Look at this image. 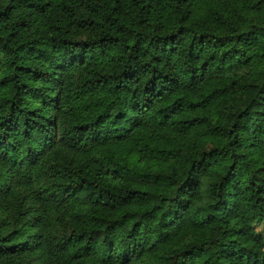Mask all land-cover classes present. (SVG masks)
<instances>
[{
  "label": "trees",
  "instance_id": "16d2710c",
  "mask_svg": "<svg viewBox=\"0 0 264 264\" xmlns=\"http://www.w3.org/2000/svg\"><path fill=\"white\" fill-rule=\"evenodd\" d=\"M260 223L264 0H0V264H264Z\"/></svg>",
  "mask_w": 264,
  "mask_h": 264
},
{
  "label": "rangeland",
  "instance_id": "374dc122",
  "mask_svg": "<svg viewBox=\"0 0 264 264\" xmlns=\"http://www.w3.org/2000/svg\"><path fill=\"white\" fill-rule=\"evenodd\" d=\"M260 153H261V151L258 149L255 157H258L260 155ZM257 230L261 231L264 235V224L263 223L258 224Z\"/></svg>",
  "mask_w": 264,
  "mask_h": 264
}]
</instances>
